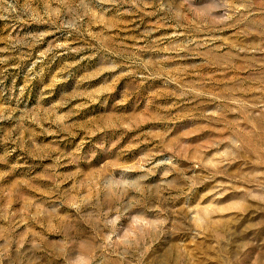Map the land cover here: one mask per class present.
Returning <instances> with one entry per match:
<instances>
[{
  "label": "rangeland",
  "instance_id": "374dc122",
  "mask_svg": "<svg viewBox=\"0 0 264 264\" xmlns=\"http://www.w3.org/2000/svg\"><path fill=\"white\" fill-rule=\"evenodd\" d=\"M0 264H264V0H0Z\"/></svg>",
  "mask_w": 264,
  "mask_h": 264
}]
</instances>
